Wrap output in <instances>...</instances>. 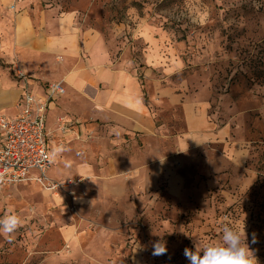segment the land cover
Here are the masks:
<instances>
[{
	"label": "rangeland",
	"instance_id": "1",
	"mask_svg": "<svg viewBox=\"0 0 264 264\" xmlns=\"http://www.w3.org/2000/svg\"><path fill=\"white\" fill-rule=\"evenodd\" d=\"M41 4L88 15V23L101 29L117 58L124 51L128 59L134 58L143 83L144 45L135 34L139 25L149 26L158 52L151 78L156 92L166 88L209 101L210 114L230 125L232 140L249 147L247 164L256 180L239 192L223 166L224 174L211 182L207 166L222 159L217 146L208 149L202 163L183 166L176 161L175 167L186 176V195L179 200L157 196L132 228L125 227L139 244L141 256L134 262L129 258L133 241L123 245L118 261L89 253L98 223L73 202L82 178L72 180L67 196L32 183L0 187V218L14 214L22 221L10 236L0 234V264H188L185 247L193 248L195 241L201 246L219 242L225 225L239 231L242 240L245 232L254 257L264 254V0H41ZM156 115L157 125L164 127L162 115ZM53 133L59 147L72 134L79 139L75 122L63 116L57 117ZM59 172L50 165L52 178ZM45 191L63 195L66 203L56 204ZM65 224H74V242L61 235ZM156 241L165 244V255L152 254Z\"/></svg>",
	"mask_w": 264,
	"mask_h": 264
},
{
	"label": "crops",
	"instance_id": "2",
	"mask_svg": "<svg viewBox=\"0 0 264 264\" xmlns=\"http://www.w3.org/2000/svg\"><path fill=\"white\" fill-rule=\"evenodd\" d=\"M87 20L78 10L58 11L41 0H0V112L14 117L23 109L25 90L45 96L49 83L62 82L65 92L46 110V174L58 182L83 179L73 202L98 223L89 253L118 261L123 245L133 241L129 258L134 262L141 256L139 244L125 227L132 228L157 196L179 200L186 195V176L176 161L183 166L202 163L208 149L217 146L222 159L207 166L211 182L224 174V166L229 182L241 192L256 175L247 164L249 147L232 140L230 125L210 114L209 101L166 88L156 92L151 78L158 52L149 26L139 25L135 34L144 45L143 83L134 58L128 59L125 51L117 58L101 29ZM156 114L162 115L164 127L157 125ZM59 116L74 121L79 135L68 136L62 147L53 133ZM50 165L61 173L52 178ZM30 175L37 176V170ZM31 183L40 186L34 179L19 184ZM69 189L60 192L67 196ZM46 193L56 204L66 203L63 195ZM60 232L65 241L74 242V224L61 226ZM255 259L264 264V254Z\"/></svg>",
	"mask_w": 264,
	"mask_h": 264
},
{
	"label": "built area",
	"instance_id": "3",
	"mask_svg": "<svg viewBox=\"0 0 264 264\" xmlns=\"http://www.w3.org/2000/svg\"><path fill=\"white\" fill-rule=\"evenodd\" d=\"M46 88L45 96L25 90L22 95L24 106L18 115L7 117L0 112V187L34 179L44 189L56 193L70 188L73 183L72 180L54 181L46 174L50 164L46 110L56 97L65 92V87L58 81L49 83ZM32 169L37 170V176L30 175Z\"/></svg>",
	"mask_w": 264,
	"mask_h": 264
},
{
	"label": "clouds",
	"instance_id": "4",
	"mask_svg": "<svg viewBox=\"0 0 264 264\" xmlns=\"http://www.w3.org/2000/svg\"><path fill=\"white\" fill-rule=\"evenodd\" d=\"M21 223V218L14 214L0 218V234L10 236ZM253 243H255V238H253ZM193 248L185 247L183 250L188 264H257L246 243L245 232L243 231L242 240L241 233L228 225L223 227L219 242H209L201 246L199 241H195ZM166 253L167 248L163 242L156 241L153 244L152 254L154 256Z\"/></svg>",
	"mask_w": 264,
	"mask_h": 264
},
{
	"label": "bare ground",
	"instance_id": "5",
	"mask_svg": "<svg viewBox=\"0 0 264 264\" xmlns=\"http://www.w3.org/2000/svg\"><path fill=\"white\" fill-rule=\"evenodd\" d=\"M56 195H58V194H56Z\"/></svg>",
	"mask_w": 264,
	"mask_h": 264
}]
</instances>
